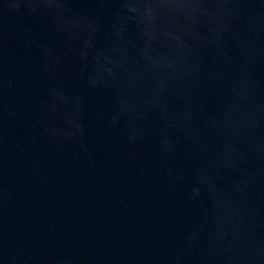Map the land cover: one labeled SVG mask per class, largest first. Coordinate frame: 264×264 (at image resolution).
<instances>
[{
	"label": "water",
	"instance_id": "obj_1",
	"mask_svg": "<svg viewBox=\"0 0 264 264\" xmlns=\"http://www.w3.org/2000/svg\"><path fill=\"white\" fill-rule=\"evenodd\" d=\"M0 264H264V0H0Z\"/></svg>",
	"mask_w": 264,
	"mask_h": 264
}]
</instances>
